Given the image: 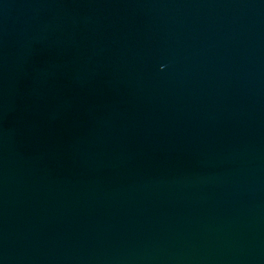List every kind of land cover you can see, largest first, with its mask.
Returning <instances> with one entry per match:
<instances>
[{"label": "water", "instance_id": "obj_1", "mask_svg": "<svg viewBox=\"0 0 264 264\" xmlns=\"http://www.w3.org/2000/svg\"><path fill=\"white\" fill-rule=\"evenodd\" d=\"M0 264H264V0H0Z\"/></svg>", "mask_w": 264, "mask_h": 264}]
</instances>
